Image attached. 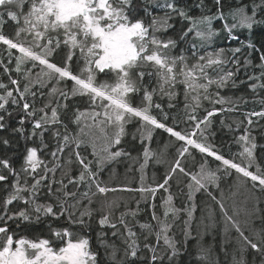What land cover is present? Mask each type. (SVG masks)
<instances>
[{"label": "snow or ice", "instance_id": "snow-or-ice-1", "mask_svg": "<svg viewBox=\"0 0 264 264\" xmlns=\"http://www.w3.org/2000/svg\"><path fill=\"white\" fill-rule=\"evenodd\" d=\"M257 26L264 27V0H0V264H181L201 192L219 208L221 250L235 240L231 264H264V230L246 235L221 189L231 178L256 205L264 194L257 155L264 152L257 140H264V44L237 35ZM222 34L238 46L212 47ZM241 84L261 108L242 120L221 118L240 146L226 157L210 142L212 118L249 103L224 94ZM158 133L168 136L159 153L151 148ZM172 142L170 167L149 183V162L161 163ZM132 143L141 146L135 156ZM195 152L202 160L191 170L184 161H195ZM125 162L126 172L138 165L139 187H110L102 174L111 178ZM161 190L167 195L157 204ZM117 191L138 193L135 207L124 203L117 215L121 201L107 199ZM97 197H104L98 208ZM142 203L150 221L137 219ZM182 216L183 244L172 234ZM62 218L67 226L54 227ZM208 219L214 226L210 206ZM40 224L46 234L30 236Z\"/></svg>", "mask_w": 264, "mask_h": 264}, {"label": "rangeland", "instance_id": "rangeland-1", "mask_svg": "<svg viewBox=\"0 0 264 264\" xmlns=\"http://www.w3.org/2000/svg\"><path fill=\"white\" fill-rule=\"evenodd\" d=\"M12 31V29L10 30V32ZM101 79H103V77H101ZM207 102H205V106H206ZM168 141V138H165L162 135H158L156 136V138L153 140L152 144H151V148L156 151V152H162L163 151V143ZM155 145V146H153ZM131 149H136L138 152L135 154V152H133V155H137L140 151H141V146L138 143H132L129 144L128 146ZM161 147V148H159ZM175 151H176V145L174 142H172L171 146L169 147V149L167 150L166 153H163V155L161 156V163H156L155 160H151L149 162L148 168L151 167H158L157 170L153 171L150 175H148V168L146 169V173H147V181L149 183L153 182V174H155V182H160L162 181L163 175L165 174V172L167 171V169L170 167L171 162L174 159L175 156ZM196 156V153H195ZM201 161V159H199V161L197 162V159H195V161L192 160V157L189 156L187 157L186 161H184V163H186L188 166H192L196 165L198 167L199 162ZM123 164L122 166H118L115 165V175L112 176L110 178V173L108 172V170L106 169L105 172L102 174V179H104L110 187H116V188H121V187H139V172L135 171V168L138 167V165H133V171L132 172H126V167H127V163ZM75 166V165H74ZM196 168V167H193ZM177 178H174L173 180H176ZM184 179V178H183ZM228 180L225 182V185H223V183H221V189L223 190V192L226 194H224L225 197V206L228 208L229 214H232V210L233 207H236L239 210V215L236 216L235 218L240 222L241 227L244 229L245 234L249 235L250 237H255V230H264V228H260L259 225L260 224H264V205L260 206V203L264 202V194H260L257 193L256 195L260 197V202L258 205H256V200L255 197L251 194V192H249L247 189L241 187L238 190L235 188H232L231 185L233 183V181H231L230 178H227ZM170 181V184L173 186L176 185V183L174 181ZM223 182V180L221 181ZM226 185H229V189H226ZM177 187V186H175ZM172 192H177L178 190H173V188H171ZM212 191L217 195V197L219 198V191H217L216 189H212ZM228 191V193H227ZM232 192H235L236 195L233 196ZM166 193H163V191L161 190L160 192L157 193V204L160 203V198L161 196H166ZM199 197L204 198V201L199 203L198 199ZM104 199V197H97V203H95L93 206L94 207H99V200ZM107 199L112 200V199H117L119 201H121V208L117 211V215L119 213V211L123 210V204L127 203L130 207H135V200L139 199V194L138 193H133V192H121V191H117V192H110L107 194ZM184 200L183 197H180V203H178L176 201L177 206H181V201ZM196 203L198 205L197 210L194 214V218L190 223V232L192 237L196 234H205L203 236V238L205 240L211 238V234L213 231H215L217 228H219L220 230H223L222 228V217L219 211L218 206L211 201L206 194H204L203 192L201 193H197L196 195ZM204 204H208L214 211V217H215V225L212 226V221H210L208 219V207H203V210H207L206 213L203 215L202 213H199V209L202 207V205ZM141 208L145 209V205L142 203L141 204ZM258 208V211H257ZM149 211V212H148ZM151 209H145V211H143L144 213L147 212V217L150 213ZM162 213V209H158V214ZM142 215V213L140 214ZM203 216V222H201V217ZM150 218V215H149ZM138 219V218H137ZM151 219V218H150ZM183 219H186V216H182L180 220H177L175 222V224L173 225V230L177 231L175 235L176 239L178 241L181 242V244H183L184 242V235H181V233H183V230L185 228V225L183 224ZM140 222H143L142 219L140 218ZM154 223V222H153ZM137 232H139V228L138 226L134 229ZM181 230V232H179ZM209 232V233H207ZM230 233H235L234 230H232ZM207 238V239H206ZM189 241V238L187 240V242ZM198 247V246H197ZM198 250V249H197Z\"/></svg>", "mask_w": 264, "mask_h": 264}, {"label": "trees", "instance_id": "trees-1", "mask_svg": "<svg viewBox=\"0 0 264 264\" xmlns=\"http://www.w3.org/2000/svg\"><path fill=\"white\" fill-rule=\"evenodd\" d=\"M195 2V0H188L189 4H193ZM233 3H235V0H232ZM207 3L209 4V6H211V0H207ZM243 3H249V0H243ZM214 11V9H213ZM192 14H199V10L193 8L192 9ZM177 26H179L178 22H177ZM214 26L219 27L218 24H215ZM12 29L11 26H6V31L10 32V30ZM237 35L239 36V39L241 41L247 40L249 38H251L253 40L254 43H256L258 46L261 44H264V27H254L251 35L248 33L247 30H241L237 33ZM238 46V42L237 41H229L226 39V37L222 34L220 37H218L215 41V44L212 46L214 48H219V47H224V48H231V47H236ZM211 50V49H209ZM258 58H255V54H254V63H258ZM6 81V77L4 78ZM240 79H245L243 70L241 71L239 77H238V82ZM224 94L226 95H231L233 96V98L240 96V95H244L248 100L249 103L246 105H242L240 108V111L236 112V113H224L223 116L221 115H217L215 117H213V126H212V131L215 132V137L210 139V142L215 144L218 149L227 157L230 156L232 153H236L240 150V146H238L237 144L234 143L233 141V133L230 132L227 128L222 127L220 124V120L221 118H224L226 120V122H231L232 120H242L243 119V112L246 111H250L253 108H255L257 111L260 110L261 105L259 104H253L251 103V100L253 99V94L251 93V91L247 88L246 85L241 84L238 88H234L231 90H225ZM259 96H264V92H260ZM205 107H211L210 105L206 104ZM217 107H219V105H217ZM261 124H264V121H261ZM242 130V129H241ZM253 134H256L255 132ZM158 135H162L165 138H168L167 134L164 133H158ZM156 138V137H155ZM257 140L259 143H264V140H261L259 136H257ZM129 146V145H128ZM155 146V145H153ZM161 148V147H159ZM20 151H23V142H21V146H20ZM135 152V154L138 152L136 149H132V153ZM196 153V159L197 162L199 161V159L202 160V156L201 154H199L198 152ZM257 155L258 158L261 159L262 162H264V152H261L259 149L257 150ZM211 164V166L214 168L216 166V163L213 158L208 157L207 158ZM13 163L18 167L20 164V158L17 157ZM123 164L126 163H121L120 165L122 166ZM118 164V166H120ZM75 168V166H73ZM159 166L157 167H151L148 168V175H150L153 171L157 170ZM190 167V166H189ZM191 170H196V168H193L192 166L190 167ZM181 180H183V177H180ZM231 179V178H230ZM228 179L223 180V185H225V182ZM176 183V180H173ZM232 181V179H231ZM176 186V185H175ZM173 186V190H178L177 187ZM180 187H183V184L180 185ZM229 185H226V189H229ZM228 193V191H227ZM226 194V192L224 193ZM3 195V192L0 191V196ZM178 203H180V198L176 200ZM204 201V198H200L198 199V202L201 203ZM264 205V202L260 203V206ZM203 207H209L208 204H204L202 205V207L199 209V213H202L203 215L206 213L207 210H203ZM149 212V211H148ZM142 215H139L138 220L140 221V218L142 219V221H150L149 215L147 217V212H141ZM95 219V218H94ZM54 227H66L67 224L66 222L63 220V218L59 221H54L53 223ZM95 227V225H94ZM260 228H264V224H260L259 225ZM258 231V229L255 230V232ZM47 232V229L45 227L44 224H40L38 226H35L28 234L30 236L32 235H45ZM181 232V230L179 231ZM177 231L172 229V234H176ZM209 233V232H207ZM181 235H183V233H181ZM205 234H196L192 237V235L189 237V241L187 242V246H186V250L184 251V254L179 258L181 261V264H231V253L233 248L236 246L235 244V240L232 239L230 243L225 244L224 248L225 251L221 250L222 247V242L226 239L223 230H220L219 228H217L215 231L212 232V234L210 235L211 238L205 240L203 238ZM236 236V233H230V237L234 238ZM93 243H95V238H94V233H93ZM198 246V247H197ZM198 249V250H197ZM201 249H205L208 250L207 252V260L201 259L202 256L205 255L204 252H201Z\"/></svg>", "mask_w": 264, "mask_h": 264}, {"label": "flooded vegetation", "instance_id": "flooded-vegetation-1", "mask_svg": "<svg viewBox=\"0 0 264 264\" xmlns=\"http://www.w3.org/2000/svg\"><path fill=\"white\" fill-rule=\"evenodd\" d=\"M50 219V218H49ZM54 223V221H52V224Z\"/></svg>", "mask_w": 264, "mask_h": 264}]
</instances>
